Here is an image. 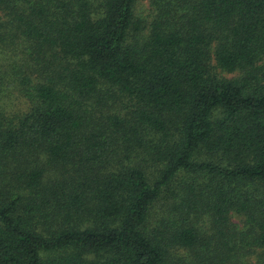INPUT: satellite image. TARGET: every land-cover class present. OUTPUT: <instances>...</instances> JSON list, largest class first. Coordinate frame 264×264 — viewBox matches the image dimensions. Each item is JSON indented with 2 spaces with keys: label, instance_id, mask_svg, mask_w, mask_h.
I'll return each mask as SVG.
<instances>
[{
  "label": "trees",
  "instance_id": "16d2710c",
  "mask_svg": "<svg viewBox=\"0 0 264 264\" xmlns=\"http://www.w3.org/2000/svg\"><path fill=\"white\" fill-rule=\"evenodd\" d=\"M141 1L0 0V264H264V0Z\"/></svg>",
  "mask_w": 264,
  "mask_h": 264
},
{
  "label": "rangeland",
  "instance_id": "374dc122",
  "mask_svg": "<svg viewBox=\"0 0 264 264\" xmlns=\"http://www.w3.org/2000/svg\"><path fill=\"white\" fill-rule=\"evenodd\" d=\"M143 3L146 4V1L145 0H142L141 1V4L143 5ZM195 160L198 161V162H202V161H205V162H213V163H216V164H223V159L219 156H211L209 155V152L206 151L205 149H202L201 151H199L196 155H195Z\"/></svg>",
  "mask_w": 264,
  "mask_h": 264
}]
</instances>
